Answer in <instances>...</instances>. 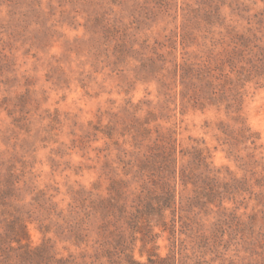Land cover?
Wrapping results in <instances>:
<instances>
[{
	"label": "rangeland",
	"instance_id": "1",
	"mask_svg": "<svg viewBox=\"0 0 264 264\" xmlns=\"http://www.w3.org/2000/svg\"><path fill=\"white\" fill-rule=\"evenodd\" d=\"M242 44L245 60L264 50V0H0V170L14 166L19 191L8 200L34 212L31 245L51 239L57 257L75 264H128L127 254L148 263L147 230L123 226L121 253L102 222L88 216L89 206L108 196L110 179L123 177L119 151L108 139L95 141L93 126L130 119L135 107L137 117L156 114L151 128L175 131L179 150H203L223 185L264 174V79L247 83L243 98L244 117L261 137L255 166L247 164L245 145L240 160L223 144L218 124L234 126L224 108L183 115L178 88L165 103L160 82L142 69L158 48L169 68L207 64L232 78L234 53L247 49ZM108 158L116 171L104 167ZM41 191L40 202L52 198L61 217L38 207ZM244 197L248 208L236 211L241 222L260 209ZM81 198L86 209L76 207ZM223 207L196 209L199 225L187 234L179 224L177 236L155 227L159 237L147 248L159 246L160 257L175 256L177 264H264V237L232 224L237 206Z\"/></svg>",
	"mask_w": 264,
	"mask_h": 264
},
{
	"label": "trees",
	"instance_id": "2",
	"mask_svg": "<svg viewBox=\"0 0 264 264\" xmlns=\"http://www.w3.org/2000/svg\"><path fill=\"white\" fill-rule=\"evenodd\" d=\"M240 39L243 41L242 37ZM242 45L247 49L240 51L243 53H234V65L230 71L232 78L228 73L207 64L200 66L175 62L169 68V62L158 52V48H154L156 57H147L142 62V69L146 78L153 77L160 82V93L165 96V103L173 97L170 91L178 88L175 99L178 95L183 115L190 109L205 112L209 107H216L219 111L224 108L226 115L234 121V126L224 122L218 124L223 144L232 156L240 160L244 159L241 145H245L249 150L247 164L256 166L259 162L256 156L261 147V137L244 117L243 98L247 83L264 79V50L245 60L244 52L248 46ZM236 56L243 60L236 59L235 62ZM139 110L135 107V114L130 119L117 118L105 126H93L95 141L102 138L110 140L119 151L118 162L123 165V177L110 179L108 196L94 201L88 213V216H96L102 222V227L107 228L111 238L119 243L115 249L124 253L119 247L125 238L123 226L138 233L147 230L143 234L144 249L148 253V263L145 264H177L175 256L160 257L157 253L159 246L147 248L150 242L159 237L153 234L154 228L160 227L163 232L168 230L177 236L179 224V232L187 234L188 230H194V224L199 225L196 209L208 212L210 206L223 207L226 203L237 206L232 213V224L235 227L248 228L251 234L257 233L264 237V174L255 178L257 171L252 172V177L233 178L232 185H223L219 181L220 171L212 168L203 150L195 147L190 152L179 150L176 132H164L160 126L151 128V122L157 121L156 114L150 111L145 118L137 117ZM127 145L133 149H127ZM104 167L117 170L109 158L104 161ZM17 183L19 180L16 181L14 166L9 167L4 175L0 170V264H75L74 259L57 257L51 239L37 247L31 245L28 223L32 222L34 212H27L25 206L13 205L8 200L17 197ZM222 187L224 191H221ZM45 194L41 191L35 199L41 205L38 207L49 215L55 212L61 217L62 213L57 212L52 198L40 202L39 196L45 199ZM244 194L249 195L250 201H254L255 208L260 207L248 216L247 222L238 221L236 213L238 206H249L244 204L245 197L241 199ZM77 201V208L86 209L82 198ZM223 209L228 210L226 207ZM167 212L172 214L169 222ZM49 229L48 225L42 223L41 230L44 233L49 232ZM72 235L78 240L82 237L79 232ZM126 261L128 264H144L135 260L131 254L126 255Z\"/></svg>",
	"mask_w": 264,
	"mask_h": 264
}]
</instances>
